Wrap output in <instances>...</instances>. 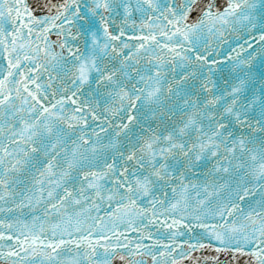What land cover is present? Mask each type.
<instances>
[{
	"label": "snow or ice",
	"instance_id": "obj_1",
	"mask_svg": "<svg viewBox=\"0 0 264 264\" xmlns=\"http://www.w3.org/2000/svg\"><path fill=\"white\" fill-rule=\"evenodd\" d=\"M0 264H264V0H0Z\"/></svg>",
	"mask_w": 264,
	"mask_h": 264
}]
</instances>
